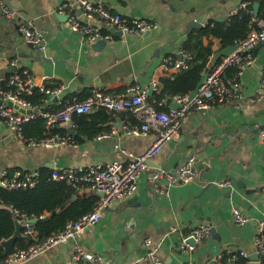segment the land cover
<instances>
[{
	"label": "crops",
	"instance_id": "obj_1",
	"mask_svg": "<svg viewBox=\"0 0 264 264\" xmlns=\"http://www.w3.org/2000/svg\"><path fill=\"white\" fill-rule=\"evenodd\" d=\"M91 1L101 2L128 19L153 21L158 27L140 36L113 32V39L105 44H90L70 28L71 16L82 18V10L73 0H0V77L14 71L32 74L35 88L46 95L44 105L36 108L56 111L74 99H86L93 89L126 95L133 85L151 91L153 83H159V89L149 94L152 97L162 89L163 79L178 73L166 71L162 65L167 57L179 58L185 41L200 30L188 33L191 21L201 18L204 27L210 21H226L246 0ZM1 3L14 10L17 18L8 19ZM65 3L71 8L61 11ZM21 24L42 35L44 52L28 44ZM212 40L213 49L219 51V40ZM254 54L255 63L239 77L242 100L192 111L178 137L141 174L137 191L110 207L95 231L76 242L111 264H156L145 260L147 239L157 247L156 255L165 264H211L223 252L246 253L249 257L257 253V226L264 220V141L260 136L264 128V44L255 47ZM46 90L58 92L48 94ZM158 106L168 110L175 103L166 98ZM127 112L117 115L111 131L104 133L107 137L83 138L79 143L53 148L20 142L0 119V176L7 169L31 173L128 162L130 157L122 150L134 156L143 154L157 134L153 130L128 134L133 125ZM118 120L120 127L115 126ZM189 156L196 159L195 180L166 185L168 194L157 195L149 178L152 171L176 169ZM79 192L96 194L88 189ZM234 209L246 215V225L235 223ZM202 224L211 226V235L194 244L193 252H183L184 238ZM73 250L74 243L62 244L24 264H91L73 261Z\"/></svg>",
	"mask_w": 264,
	"mask_h": 264
},
{
	"label": "built area",
	"instance_id": "obj_2",
	"mask_svg": "<svg viewBox=\"0 0 264 264\" xmlns=\"http://www.w3.org/2000/svg\"><path fill=\"white\" fill-rule=\"evenodd\" d=\"M82 10L81 16L70 17V28L72 31L80 34L90 44H96L99 41H109L113 39V32L121 34L144 35L155 31L157 23L142 19H128L125 16L115 13L108 9L101 2L91 0H73ZM2 11L10 20L16 19V12L10 9L4 3H1ZM247 2L241 3L239 9H246ZM71 8V4L65 3L61 11ZM233 13V14H235ZM93 21H99L101 25ZM260 30H254L244 41L236 44L239 48L229 56L221 60L209 71L197 91L191 95H175L171 98L175 106L168 110H159L157 106L149 99V88H141L133 85L129 89V94H111L102 89H93L90 95L83 100L74 99L65 104L61 109L42 110L33 106L24 96L32 94L36 89L34 77L27 70L14 71L10 76L0 77V119L6 124L10 132L22 143L29 146H41L53 148L68 144H75L70 133L62 136L60 134L49 133L48 136L37 139H27L24 135L25 125L37 118H42L47 129H54L56 126L74 129L75 115L89 114L95 110L106 109L108 111H131L141 122L140 126H134L127 129L128 134H147L153 130L157 134L156 141L143 153L134 156L122 150V153L128 155L130 160L113 161L107 164H96L88 167L54 169L52 179L67 183L73 189L82 191L88 189L100 195V201L96 208L77 221L69 222L66 227L57 235L50 236L40 240L34 224L29 223L30 218L16 212L17 219L24 223L23 235L30 238L34 243L26 249H17L14 254L0 261V264H24L32 258L46 255L53 248L66 244L74 243V250L71 254L73 261H86L91 264H111V261L104 259L100 254L86 250L81 243L76 242L86 233H93L110 207L118 201L132 196L138 189V180L141 174L149 168V163L154 159L168 143L178 137L184 122L192 111H203L210 109L219 103L241 101L243 94L239 77L243 71L253 65L256 61L254 54L255 47L264 41V22L259 21ZM111 29L112 32L107 30ZM28 44L37 47L41 52L45 51V43L42 35L30 27L20 25ZM103 30L107 31L106 33ZM190 54L183 52L179 58L167 57L163 61L164 70L174 69L180 71L188 67ZM235 67L237 69L233 85H228L224 76L226 71ZM160 84L153 83L152 90H158ZM262 86L264 87V73L262 77ZM45 91L44 89H42ZM57 90H46L48 94H56ZM166 99V98H165ZM12 104V105H10ZM15 106L31 113H22ZM260 136L264 141V128L260 130ZM107 137V134L101 135ZM195 157L189 156L176 169H157L152 171L149 178L157 195H167L166 185L172 184H190L196 178ZM7 170L1 172L0 186L9 189H28L34 188L38 184V172L22 173L15 171L12 177H8ZM261 195L264 200V180L261 186ZM234 221L237 225L243 226L249 222L246 215L239 209L233 211ZM212 233L211 226L202 224L196 227L192 233L184 238L182 250L185 253H191L195 250V245L190 243L194 239L196 243ZM149 251L145 260L156 264H165L160 261L156 255L157 247L153 245L150 239L145 241ZM255 247L259 259H264V220H261L257 226V235ZM225 258V252L214 258L213 264H234L238 261L239 255L245 258L249 257L246 253H229ZM131 264H140L135 261ZM194 264V263H190Z\"/></svg>",
	"mask_w": 264,
	"mask_h": 264
},
{
	"label": "trees",
	"instance_id": "obj_3",
	"mask_svg": "<svg viewBox=\"0 0 264 264\" xmlns=\"http://www.w3.org/2000/svg\"><path fill=\"white\" fill-rule=\"evenodd\" d=\"M248 7L239 9L226 21H210L203 29L196 31L184 43L183 52L190 54L188 67L181 69L172 77L161 81L162 89L148 99L154 103L159 110L166 111L164 107H159V103L175 95L194 94L205 75L215 66L211 65V60L216 51L213 49V40L220 42V50L236 45L251 34L254 30H260L259 21L264 22V0H246ZM259 4L258 15H254V5ZM104 33L107 31L103 30ZM208 39L206 45L204 40ZM235 67L226 71L224 80L228 85H233L238 81ZM9 74L8 76H10ZM231 83H228V80ZM34 106L44 105L46 95L35 89L32 94L24 96ZM62 108V107H61ZM121 112L100 109L90 114L75 115V131L77 134L72 138L76 143L86 139H93L104 133L111 131L112 123L116 121L117 115ZM127 115L132 123V127L140 126L141 122L135 115L128 111ZM52 134L65 136L70 133L66 127L56 126L54 129H47L42 118H37L25 125L24 135L27 139H41ZM16 169H7L8 177H12ZM38 184L34 188L9 189L0 186V261L7 258L4 255V248L1 243L10 239L16 230V212L30 219H37L34 228L40 240L57 235L71 221H77L92 212L100 201L96 194H83L67 183L52 179L53 170L41 169L37 171ZM26 174L29 172L22 171ZM34 242L25 236L19 238L15 246L17 249H26ZM229 253L225 252V258ZM260 264H264V259H259ZM234 264H250L249 257L239 255L238 261Z\"/></svg>",
	"mask_w": 264,
	"mask_h": 264
},
{
	"label": "water",
	"instance_id": "obj_4",
	"mask_svg": "<svg viewBox=\"0 0 264 264\" xmlns=\"http://www.w3.org/2000/svg\"><path fill=\"white\" fill-rule=\"evenodd\" d=\"M258 12H259V4H255L254 5V15L257 16ZM203 24L204 23H203V20L201 18H197V19L191 21V23L188 26V33H190L193 29H202L204 27ZM105 43H106V41H104V40L98 42V44H105ZM260 44H264V41L259 43L256 47H259ZM238 48H239V45H233V46H230L228 48L221 49V50L217 51L211 60V65L212 66L216 65L221 60V58L231 55ZM152 92H153V90H151L149 94H151ZM10 105H12V104H10ZM15 108H17L22 113L33 112L31 110L26 111V110L19 108L17 106H15ZM120 124H121V121L118 120L117 123L115 124V126L120 127L121 126ZM70 134L75 135L76 131L74 129H71ZM99 195H101V194H99ZM28 222L31 224H35L37 222V219H30ZM15 225H16V230H15L14 235L10 239L4 240L1 243V245L4 248V255L5 256H11L12 254L15 253V251H16L15 243L19 238L22 237V231H23L24 223L20 222L18 219H15ZM212 231H213V229H212ZM190 243L197 245V243L194 241L193 238L190 239ZM249 259H250V264H260L258 253L250 255ZM211 264H213V263H211Z\"/></svg>",
	"mask_w": 264,
	"mask_h": 264
}]
</instances>
